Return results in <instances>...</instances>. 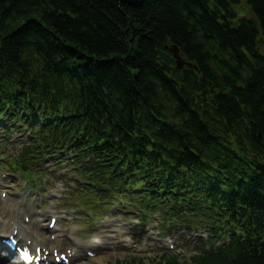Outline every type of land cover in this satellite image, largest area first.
<instances>
[{"label":"trees","instance_id":"1","mask_svg":"<svg viewBox=\"0 0 264 264\" xmlns=\"http://www.w3.org/2000/svg\"><path fill=\"white\" fill-rule=\"evenodd\" d=\"M245 1L249 19L237 18L239 0H0V73L19 72L31 97L56 91V107L76 113L67 136L85 120L121 152L205 159L227 189L214 202L238 195L259 211L264 0ZM170 43L197 72L174 68ZM234 253L196 263L264 264V253Z\"/></svg>","mask_w":264,"mask_h":264},{"label":"rangeland","instance_id":"2","mask_svg":"<svg viewBox=\"0 0 264 264\" xmlns=\"http://www.w3.org/2000/svg\"><path fill=\"white\" fill-rule=\"evenodd\" d=\"M236 9L237 11L240 13V14H248L249 13V9L248 7L246 6V4H244L243 0H240L239 1V4L236 6ZM68 181V180H67ZM45 184H46V187L47 189L50 187L52 188H56V185H54L52 183V176L50 179H47V181H43ZM25 195H27L25 192H24ZM60 207H63L62 205H59ZM70 216L69 218L71 220H78V214H75L72 212V209H69L68 210ZM119 212V211H118ZM106 218V217H105ZM104 218V219H105ZM104 219H100L98 221V224L103 222ZM155 222H158V221H153L152 222V226H154ZM152 226H149L148 228L152 227ZM71 228V227H69ZM142 229V227L140 228H137L136 233H138V231ZM169 228L165 229L163 232L165 233L164 236H171L172 234H176L177 233V230H173L171 231V234H170V229L168 230ZM135 231H132L130 230L129 233H135ZM72 231L69 233L71 234ZM135 233V234H136ZM161 232L159 231V234ZM86 240H91V237H89L88 239ZM134 240V239H132ZM135 245V244H133ZM138 247V246H137ZM137 247H131L129 248L128 250H125L123 251V246L122 245H117L116 248H113V249H106L104 250L105 252V255H107V259L103 261V263H99V262H96L94 264H124L126 262L129 261L130 258H132V256L136 255L135 253L139 254L140 256L143 257V264H153L155 261L158 260V258L163 254V251L164 249L162 248V246L160 247L159 245L155 244L154 243H150L147 245L146 247V250L145 251H142V252H138L137 250ZM191 248V245H190V242H185L184 245H182L180 248L176 249L175 251H179V250H190ZM179 262L181 264H192V262L190 261L189 257L188 256H182L179 258ZM89 263V262H88ZM90 264H93L92 262Z\"/></svg>","mask_w":264,"mask_h":264},{"label":"bare ground","instance_id":"3","mask_svg":"<svg viewBox=\"0 0 264 264\" xmlns=\"http://www.w3.org/2000/svg\"><path fill=\"white\" fill-rule=\"evenodd\" d=\"M12 204L3 200H0V221L5 228L6 231L16 230L17 236L20 239H32L33 241L37 242L35 245L42 244L46 246L49 241L46 238V233L49 232V229L43 227L40 224H34L32 227H28L24 225L22 222L19 221L18 217H14L11 213ZM19 214V212H17ZM46 232L43 235H40V232ZM108 230H101L98 231L95 235L94 241L96 243H102L104 238L108 237ZM57 244H65V245H72V256L75 260L81 259L83 256V251L88 246L92 247V243H74L71 240L65 238H57L55 241ZM95 243V244H96ZM102 258L95 259L93 258L92 261L98 260L101 261Z\"/></svg>","mask_w":264,"mask_h":264},{"label":"water","instance_id":"4","mask_svg":"<svg viewBox=\"0 0 264 264\" xmlns=\"http://www.w3.org/2000/svg\"><path fill=\"white\" fill-rule=\"evenodd\" d=\"M175 54H176V51H175Z\"/></svg>","mask_w":264,"mask_h":264}]
</instances>
